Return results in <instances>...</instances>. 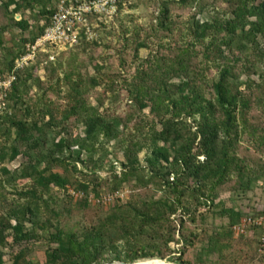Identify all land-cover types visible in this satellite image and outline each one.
Returning <instances> with one entry per match:
<instances>
[{"label":"trees","instance_id":"16d2710c","mask_svg":"<svg viewBox=\"0 0 264 264\" xmlns=\"http://www.w3.org/2000/svg\"><path fill=\"white\" fill-rule=\"evenodd\" d=\"M227 1L229 7L214 11L206 21L196 16L206 7H215L208 0L160 2L152 34L141 37L137 31L133 42L127 38L125 49L118 52L119 64L126 68L123 55L128 47L133 48L135 58L142 49L151 50L135 68L132 80L125 79L123 85L122 70L103 75V67L92 57L94 74L82 72L77 53H71L66 65L59 61L76 47L86 52L97 45L84 32L77 45L53 60L54 50H49L16 71V80L0 100V135L5 138L0 163L13 162L19 156L25 160L13 171L0 167V264H6L4 249L8 246L13 249L10 264H33L25 256L27 245L41 238L49 244V264H102L106 258L135 262L155 256L162 258H156L157 262L170 256L176 264H194L183 260L187 247L198 238L194 232H185L188 223L204 221L220 204L221 214L231 223L227 234H235L232 227L244 214L234 204L225 205L222 193L251 191L264 179V164L259 160L264 153V128L249 120L251 109L264 114V49L260 55L253 50L261 41L264 44V0ZM194 4H198V13L196 9L190 18L180 21L176 11L192 10ZM56 9L55 0H0L7 19L0 25L5 61L0 75L13 71L27 44L50 25ZM27 10L31 19H17L16 14ZM94 19L104 27L107 24L90 17L91 22ZM12 28L20 33L13 34L12 45L7 46L5 35ZM154 32L156 43L151 40ZM179 36L186 41H178ZM41 65L44 80L37 73ZM242 75L247 76L245 81L240 79ZM253 75L259 80L252 79ZM176 77L182 79L176 82ZM34 86L39 93L32 96ZM99 86H104L112 101L126 89L128 113L112 116L101 111L104 100L99 93L98 105H94L91 94ZM122 124H132L134 132L126 133ZM246 134L252 145H243ZM113 141L122 150L124 161L120 173L115 163L109 164L112 190L134 178L132 198L125 204H111L104 215L96 214L88 222L67 228L61 221L64 210L70 215L74 208L84 211L92 204L102 208L103 204L91 202L89 189L93 186L95 197L102 195L98 171L106 166ZM74 173L84 180H76L74 185ZM150 185L159 187L163 195L143 198L139 190ZM7 187L17 197L10 199ZM69 188L81 190L83 197L75 198ZM56 189L67 194L62 209L53 207L62 201ZM251 232H258L260 241V229L254 227ZM222 237L220 233L211 236L212 247L207 252L221 256L226 246L220 244ZM173 243L181 247L173 249Z\"/></svg>","mask_w":264,"mask_h":264},{"label":"rangeland","instance_id":"374dc122","mask_svg":"<svg viewBox=\"0 0 264 264\" xmlns=\"http://www.w3.org/2000/svg\"><path fill=\"white\" fill-rule=\"evenodd\" d=\"M163 0H140L137 2L136 5H131L124 7L119 15L115 18H110L108 21H106V26L104 27L100 22L96 19L92 21V35H90L88 40H94L96 39L98 41L96 46H90L87 48L86 52L82 51L80 52L77 47L72 49L71 51L67 52L65 55H60L59 61H61L64 65H66L67 60L70 58L71 53H77L78 54V62L81 64V70L82 72H88L89 74H94L95 69L93 63L90 62V57H92L93 60H96V62L103 67L102 74H110L116 75V72L112 71H120L122 70L121 78H120V84H125L127 79V82H130L132 80V75L135 71V68L137 65H139L142 60L147 58L150 53V49H142L138 55H136V58L134 56L133 48L129 49L124 52V64L126 65V68H123L119 63L118 58V52L119 50L125 49L126 45V39L128 38V42H133V39L136 37L137 31L139 32L141 37H145L148 34H152L153 30L152 27L156 25L157 23V17L159 16L160 12V2ZM59 0H55V4L57 6ZM209 3L216 4L215 7H206L202 12L198 13V4H194L192 10H189L188 8L183 10H178L176 13L178 15H181L180 21H186L187 18H190L193 13L196 12L197 9V16L196 19L199 21H206L211 19V17L215 14L214 11H222L223 9L229 7L227 0H208ZM32 14L29 10L22 11L18 14H16L17 19H21L22 17L31 19ZM6 18L3 17V11L0 10V25L2 23H6ZM33 22V20H31ZM43 23V21H42ZM124 33V31H126ZM20 33L19 29L12 28L10 32H6L5 39H6V45L11 46L12 45V35ZM180 33V29H178L177 34ZM27 36L30 35L29 32L26 33ZM156 33H153V36L151 38L152 43L157 42V37L155 36ZM165 41H168L167 39ZM178 41L184 42L186 39L178 38ZM69 49V48H68ZM261 49H264V44L261 41V45L257 46V49L255 50L256 55H260ZM61 49H56L54 51V55H56L59 52H62ZM65 51V50H64ZM156 51V50H155ZM39 56V55H38ZM37 56V57H38ZM199 60L201 61L202 58L200 57ZM4 53L0 50V69L4 67ZM78 63V65H79ZM261 67H263V64L261 63ZM128 69V70H126ZM38 75L41 76V78L45 79V69L41 65L40 68L37 71ZM209 72H207L208 75ZM8 74L7 73H4ZM213 76L217 77V72L213 71ZM210 75L209 79L212 80L214 77ZM182 79V77H176L174 78V81L179 82ZM242 81H245L247 79L246 75H242L240 78ZM252 79L259 80L258 75H253ZM244 88V87H243ZM98 92H94L91 94V101L94 105H98L97 96L99 93V96L103 98L104 105L101 106V111L107 113L109 115H125L128 113V107H129V97L127 96L126 89L120 90V94L118 99L116 101H112V96L104 90V86H99L97 88ZM37 93H39V90L37 86H34V88L31 90V95L35 96ZM1 105V104H0ZM146 113H149V109H146ZM21 114V113H20ZM249 120L250 123L254 126H259L261 128H264V114L261 112L260 109H251L249 114ZM132 124H122L121 129L123 131H126L128 133L129 131H133L134 129L131 127ZM80 130L83 132V127L80 125ZM160 126H158L159 128ZM249 135H245L242 143L244 146L252 145V141ZM5 138L0 135V147L4 144ZM110 149L112 150L109 160L106 163V166L98 171V175L102 178V183L98 189V191H101L102 195L112 193L114 194L115 200L111 203H118V204H125L127 203L134 193V190L132 188V185H134L135 180L134 178L131 179V181H126L122 183V185L116 189L112 190V187L114 186V182H112V172L109 169V164L111 162L115 163L117 166V172H121V162L124 161V156L122 150L117 147V143L113 141L109 144ZM260 164H264V153H262L261 156H259ZM142 163L146 165L144 161V153L141 154ZM203 159V158H202ZM25 160L23 156H19L15 161L13 162H6L5 164L0 163L1 165L7 166L11 171L15 170L16 168L20 167L22 162ZM80 170H82L83 165H79ZM56 171H62L60 168H56ZM1 177V174H0ZM74 181V185H76V180H84V177L80 174L74 173L72 177ZM9 191V198L13 199L14 197H17V195L14 193L12 187H7ZM70 190H75L74 188H69V193L71 194ZM81 191V190H80ZM90 197L94 196L93 186H90L89 189ZM139 193L143 198L149 197L151 195H154L155 198H158L163 195V192L159 190V187L156 185H150L148 188H144L139 190ZM56 196H58L60 202V205L53 204V207H57L58 209H62L63 206L65 207L66 201L68 200L67 194L64 191L55 190ZM221 201L224 202L225 205L231 206L236 205L241 209L244 215L247 214H261L264 213V192L260 189L259 185L258 187L254 188L251 191H242L237 190L235 192H223L221 195ZM80 199V198H78ZM74 199V203H77ZM111 204H103L102 208L97 207L96 205H91L89 209L80 211L77 209H73V212L69 215L64 210L62 215V223L67 226V228H75L78 226V223L81 221L88 222L90 219H92L96 214L106 213L111 207ZM222 205L216 206L214 209H212L209 213L206 214L204 221H200V219H197L196 222H189L188 228L185 230L186 233H192L198 234V238L195 240L194 245L188 246L186 250V254L183 256V260H189L192 261L194 264H202L201 260L204 261V264H264V255L259 252V233L256 232L252 234V232L248 233L244 236H238L236 234H233V236H229L227 233H229L231 226H230V219L228 216L222 215ZM1 204H0V212H1ZM202 220V219H201ZM55 222V221H54ZM29 225V224H28ZM53 231V229H52ZM215 233L223 234V237L221 238L220 244L226 245L223 247V251L221 256H218L217 254L213 252H207V249L212 247L211 244V236H213ZM49 244L48 241L44 238H41L40 240L30 242L27 245L26 250V259L33 263V264H49L47 262V250H48ZM173 249H177L178 247H181V244H172ZM6 256L5 261L6 264H10V258L11 253L13 252V249L9 246L4 249ZM170 256H167L163 258V261L157 262L156 258L162 259L160 256L155 257H148V258H142L139 259V264H176L174 262L170 261ZM175 257V256H172ZM178 256H176L177 258ZM112 261H110L108 258H106L102 264H109Z\"/></svg>","mask_w":264,"mask_h":264},{"label":"built area","instance_id":"2783aa9c","mask_svg":"<svg viewBox=\"0 0 264 264\" xmlns=\"http://www.w3.org/2000/svg\"><path fill=\"white\" fill-rule=\"evenodd\" d=\"M137 1L139 0H60L44 33L34 42L27 44L25 53L16 60L11 73L0 75V100L16 80V71L29 66L40 53L56 49L64 51L74 47L79 43L83 32L90 37L93 34L91 16L108 21L115 17L121 6L124 8ZM50 58L53 60L55 55L52 54ZM259 187L264 192V179L259 182ZM70 192L75 198H81L84 194L80 190ZM115 197L114 194L108 193L90 198L94 204H111ZM254 227L261 231L258 250L264 255V213L244 215L232 228L234 233L240 236L247 235Z\"/></svg>","mask_w":264,"mask_h":264},{"label":"water","instance_id":"95a60500","mask_svg":"<svg viewBox=\"0 0 264 264\" xmlns=\"http://www.w3.org/2000/svg\"><path fill=\"white\" fill-rule=\"evenodd\" d=\"M109 264H139V261L127 262V261H123V260H116V261H113Z\"/></svg>","mask_w":264,"mask_h":264},{"label":"bare ground","instance_id":"6f19581e","mask_svg":"<svg viewBox=\"0 0 264 264\" xmlns=\"http://www.w3.org/2000/svg\"><path fill=\"white\" fill-rule=\"evenodd\" d=\"M160 264H164V263H160Z\"/></svg>","mask_w":264,"mask_h":264}]
</instances>
